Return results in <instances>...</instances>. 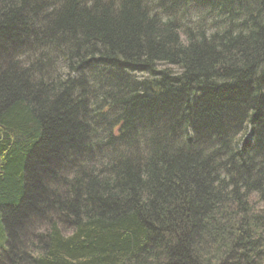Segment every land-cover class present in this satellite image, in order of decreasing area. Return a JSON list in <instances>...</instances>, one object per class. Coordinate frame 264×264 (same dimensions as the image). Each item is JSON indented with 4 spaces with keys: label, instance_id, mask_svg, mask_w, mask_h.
Returning a JSON list of instances; mask_svg holds the SVG:
<instances>
[{
    "label": "trees",
    "instance_id": "16d2710c",
    "mask_svg": "<svg viewBox=\"0 0 264 264\" xmlns=\"http://www.w3.org/2000/svg\"><path fill=\"white\" fill-rule=\"evenodd\" d=\"M57 1L49 10L50 0H0L5 42L0 53L16 60L0 71V264H264V75L243 69L264 58V29L237 39L239 55L231 57L227 50L216 53L200 45L197 32L208 27L188 7L195 0ZM161 3L177 9L159 13ZM177 13L186 17L182 47L189 48L173 53L166 39L176 22L162 15L181 18ZM46 14L44 34L35 32L29 40V25ZM225 34L229 42L235 39ZM64 38L78 74L71 78L77 95V88H88L95 104L99 98L116 100L112 104L123 112L129 109L131 116L124 117L132 125L168 114L139 137L120 127L93 139L89 135L107 148L119 144L108 155L112 161L129 160L119 166L101 162V173L87 166V111L79 97L75 103L72 85L68 91L45 85L35 66L25 62L40 40L57 52ZM98 54L139 68L151 57L177 59L172 83L182 87L162 96L167 97L160 106L135 96L130 85H110L93 63L84 64ZM213 78L222 82L211 84ZM199 85L201 96L187 106L188 89ZM243 112L250 115L247 130L258 142L255 154L243 155L238 148L247 142L237 147L234 141L233 148L186 153V135L176 133L181 123L197 124L201 135L229 129V139L232 130L246 133L236 127ZM141 139L149 148L133 151ZM57 159L52 168L50 161ZM39 171L52 180L44 184L50 194L41 200L40 188L29 187L42 180ZM34 217L43 225L33 223Z\"/></svg>",
    "mask_w": 264,
    "mask_h": 264
},
{
    "label": "bare ground",
    "instance_id": "6f19581e",
    "mask_svg": "<svg viewBox=\"0 0 264 264\" xmlns=\"http://www.w3.org/2000/svg\"><path fill=\"white\" fill-rule=\"evenodd\" d=\"M85 1L87 0H71V2L68 3L73 5H79L80 3H85ZM163 1L164 0H162V2ZM183 1L184 0H178V2L180 3H183ZM50 2L53 4L51 5V7L48 8L49 10H52L55 4H60L57 0H50ZM88 4L89 3H86V5ZM188 7L197 14L199 22L208 27V29L201 27L199 28L200 33L197 32V36H199L200 42L202 43L200 45L208 47L210 46L217 50L215 51L216 53L221 51L225 52L227 50L229 53H232L231 57L233 55L234 57H236L239 55L234 51V45L238 42L236 40L251 38L252 36H255V34L261 32L262 29H264V0H195L189 2ZM250 8L252 9L251 11L247 10ZM174 9L177 8L173 5L167 4L164 6L161 3L159 13L162 11L163 14L164 10L170 12ZM177 14L179 17H181V14ZM210 17L214 18V22L210 21ZM162 18L166 19L167 22H176L172 27L173 34H170L171 36L166 39L168 49H171V51L174 53L177 52L180 48H189V45H187V47H182L183 45L185 46V43H183L182 36H184L183 31L186 30L185 28L187 26L185 21L186 17L183 16L181 18H178L176 14H169L168 16L162 15ZM49 19L50 16L46 14L44 15L43 20L37 18V21L39 23L29 25V31L31 33V36L28 39H33L35 37V32H41L42 34H44L45 27L47 26L46 23ZM215 20L221 23H218ZM153 22L154 24L157 23L156 21ZM211 25L217 26V29H213ZM189 31L190 27L188 28V32ZM226 32L230 33L228 35L235 39H232L229 42L228 39L224 38L225 35H227L225 34ZM49 35L55 36V33H50ZM192 36H195L193 34V31ZM3 43H5L4 40H0V50L2 48ZM38 43L39 44L37 45V47L33 50V56H27L25 58V62L29 65L33 64L35 66L38 78L42 79L40 81L43 82V84L45 85L63 86V90L65 91H68L69 89L68 84L72 85V94L76 96L73 98L75 103L79 104V99H81L80 102L84 103L86 106V139L89 138V135L93 139L94 136L96 134L98 135L100 132L107 133L109 129L116 132L119 127L123 128V131L128 135L131 136L134 134V132H136V136L139 137L137 134H141L140 136H142L150 132L151 130H155L156 128H158L157 125L160 120L162 121L163 117L166 118L165 115H168L160 114V119H148L144 121L143 124L138 123L132 125L131 120H126V118L124 117L131 116L129 109H125V111L123 112V108L117 103L116 105L112 104L116 102V100H113L112 102L106 100L105 98H99L98 103L95 104V96L88 88H85L84 90L77 88V95L75 91V83L72 79H77L78 74L72 68V59L70 58L71 47H64L66 44L65 38L58 43L57 52L49 48L47 40H40ZM18 44L19 42L15 45ZM19 60L23 61V58ZM14 61L16 62L15 59L11 57H6L4 52L2 51V53H0V71L8 69L9 63H15ZM178 62L179 61L177 59H175L174 61L170 60L164 62L160 58L155 59L151 57L149 58V61L146 60L145 67L139 68L138 66H126L121 61L111 62L109 59L98 54L88 59L84 64L93 63L96 67V70L103 75V77L107 80L110 85L112 83H119L120 87L122 88L127 85H130L134 89L133 93L135 96L145 98V100L148 101H159L160 106H162L164 104V102L162 103V98H164L163 100L166 101L167 97L162 96H164L167 92H172L179 86L182 87L180 85V81L178 83L176 82V84L175 82L172 83V80L174 81V77L178 76ZM243 65V69H249V71H251L252 73H259L258 76L263 77L264 58H262L257 63V65L254 63L251 64V62L245 63ZM28 67L29 66H23L22 68L27 69ZM148 68L152 69V74L149 72L150 70H148ZM83 74L87 76L88 73L86 71H83ZM111 76L114 78V80L110 82L108 81V78L110 80ZM216 80L217 78H213V82L210 81V83L214 85H219L222 82L221 79L215 82ZM132 81L135 85L132 83ZM107 82H103V85L108 86L109 90V85ZM205 83L206 82L204 81L202 85H204ZM202 85H199L195 88L191 87L190 89H188L187 96L190 104H188L187 106H192L194 104V101L199 99V97L201 96L199 87ZM243 115L244 118L240 120L239 124L236 125V127L242 129L245 127L246 131L250 126V124L248 123H250L251 120L249 117L250 115L246 112H243ZM121 118H124L125 121H121ZM246 125H248V127ZM130 127H132L133 129ZM197 130L200 131L197 124L194 126H190L187 122H183V124L181 123L179 127H176L177 134L186 135V138L184 140L185 144L187 145V149L185 148L187 150L186 153H191L193 151L200 150L211 153L213 152L212 147L218 148L224 145H229L230 147L228 148H233L232 144L234 141L237 142V147H241L244 142H247L244 146L245 148H238V150H242L243 155H250L251 153L255 154L254 148L258 145V142L255 140V138L251 137L249 130H247L243 136L241 134V131L232 130L230 132L229 139V129H226V131L222 132L221 134L213 132L210 135H201V132L199 133ZM118 145H115L111 148H107L103 143H100V141L98 140L94 142L90 140V143L87 144V147L89 149V155H86L89 161L87 166L95 168L98 173H101L100 171L102 170V167H105V165H101V162L106 161V163L110 166H119V164H121L123 161H129L123 159L122 161L118 160L114 162L112 161V159H110V157H108L109 154H114L111 152V149L116 150L115 147H117ZM121 146H123V143L121 144ZM147 148H149L147 143H145V141L141 139L139 145L133 146V151L140 150L144 152ZM123 150L125 149L123 148L121 151L123 152ZM232 151L234 150L232 149ZM142 158H144V155L140 157V160H142ZM57 162L58 159L56 161H50V166L53 168L55 164H57ZM39 175L42 180L39 182L31 181L29 187L33 189L40 188L41 192H39L38 199L41 200L44 196L50 194L49 192L47 194L45 185L47 183H50L52 180L50 179V173L46 171H39ZM37 219H39V217L32 218L33 223L36 222V225L38 227L42 226L43 222H40V220L37 221ZM28 221L29 220L25 222L28 223ZM0 231L3 230L0 229ZM59 234L65 236L67 232L63 228H59Z\"/></svg>",
    "mask_w": 264,
    "mask_h": 264
},
{
    "label": "rangeland",
    "instance_id": "374dc122",
    "mask_svg": "<svg viewBox=\"0 0 264 264\" xmlns=\"http://www.w3.org/2000/svg\"><path fill=\"white\" fill-rule=\"evenodd\" d=\"M39 176V175H38Z\"/></svg>",
    "mask_w": 264,
    "mask_h": 264
}]
</instances>
